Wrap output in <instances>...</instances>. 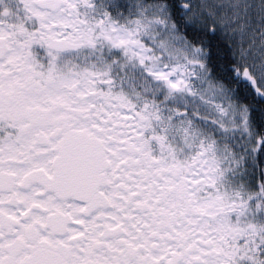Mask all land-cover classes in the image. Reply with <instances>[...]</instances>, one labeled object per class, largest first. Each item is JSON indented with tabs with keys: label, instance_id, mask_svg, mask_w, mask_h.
<instances>
[{
	"label": "snow or ice",
	"instance_id": "obj_1",
	"mask_svg": "<svg viewBox=\"0 0 264 264\" xmlns=\"http://www.w3.org/2000/svg\"><path fill=\"white\" fill-rule=\"evenodd\" d=\"M0 264H264V0H0Z\"/></svg>",
	"mask_w": 264,
	"mask_h": 264
}]
</instances>
